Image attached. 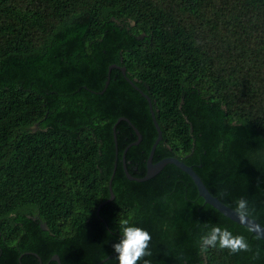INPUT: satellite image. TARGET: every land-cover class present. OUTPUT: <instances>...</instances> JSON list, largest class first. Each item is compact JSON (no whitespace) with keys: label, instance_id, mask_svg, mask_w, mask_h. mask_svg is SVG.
Listing matches in <instances>:
<instances>
[{"label":"trees","instance_id":"trees-1","mask_svg":"<svg viewBox=\"0 0 264 264\" xmlns=\"http://www.w3.org/2000/svg\"><path fill=\"white\" fill-rule=\"evenodd\" d=\"M126 77L161 130L152 161L181 159L264 226V0H0V264H97L123 218L150 233L151 264H264V240L174 164L126 177L133 126V177L157 136ZM112 172L114 197L98 207ZM212 226L244 235L260 258L202 252Z\"/></svg>","mask_w":264,"mask_h":264},{"label":"clouds","instance_id":"clouds-1","mask_svg":"<svg viewBox=\"0 0 264 264\" xmlns=\"http://www.w3.org/2000/svg\"><path fill=\"white\" fill-rule=\"evenodd\" d=\"M234 212L237 220L243 224H247L252 216V209L249 202L241 197L235 201ZM120 237L118 242L113 243L112 247L117 254L115 260L118 264H151L149 259L152 252L149 245L151 235L145 229L135 226L128 218L119 220ZM258 239L264 238L257 236ZM198 244L201 251L208 248L219 247L226 249L231 254L239 252H250L254 259L260 258L261 250L259 248L253 250L247 238L242 234H233L227 228L220 226H212L210 230L204 232L198 237Z\"/></svg>","mask_w":264,"mask_h":264},{"label":"water","instance_id":"water-1","mask_svg":"<svg viewBox=\"0 0 264 264\" xmlns=\"http://www.w3.org/2000/svg\"><path fill=\"white\" fill-rule=\"evenodd\" d=\"M113 65H110L109 68H111ZM120 70L122 72V74L125 76V68L124 67H120ZM126 80L137 90L139 91L147 100L148 103V107H149V111H150V115L152 118V122L153 125L156 129L157 132V136L150 148L148 157L146 159V169H145V174L141 177H133L131 176L127 169H126V165H125V152L127 150L128 147H130L131 145H136L139 143V141L141 140V135L139 133V131L133 126V129L135 131V134L137 136V139L133 142H131L130 144H128L126 146V148L124 149L123 153H122V166H123V170L124 173L126 175V177L130 180H136V181H146L152 177H154L156 174H158L165 165L167 164H174L176 167H178L180 170H182L183 172H185L192 180V182L194 183L198 195L204 200L205 203L209 204L210 206H212L214 209H216L219 213H221L222 215H224L225 217H227L228 219L234 221L235 223L244 226L246 228H248L253 234H255L256 236H261L264 237V226H262L260 223H258L254 218H250V220L247 222V224H243L241 222H239L237 220L236 214L233 210V208L229 207L228 205H226L225 203L221 202L217 197H215L214 195H212L210 193V191L206 188L205 184L203 183L202 179L200 178V176L194 171V169L192 168V166L185 164L181 159L177 158V157H173V156H167L164 158H161L160 160L153 162L152 158H153V154H154V150L156 145L158 144V142L162 139V135H161V130L159 125L156 122L155 116H154V111L152 108V103H151V99L149 96H147L146 94H144L135 84L132 80H130L129 78L126 77ZM108 83V80L106 81V84ZM124 118H118L117 122L122 120ZM35 126V128L37 127V125H33L32 126V130H35L33 127ZM113 130V136H114V142L116 143V138H115V134H114V130H115V125L112 127ZM117 154V149H116V145H115V155ZM112 176H113V172L112 175L110 176L109 180H108V190L110 193V196L107 198V200L102 201L99 203L98 207L102 206L103 204H105L107 201H110L113 199L114 195L111 189V181H112ZM41 227L43 229L46 228L45 224H41ZM262 240H264V238H261ZM113 255H116V253H112L109 256H107L106 258H104L103 260L99 261L97 264H100L101 262L105 261L106 259H108L109 257H112ZM53 260L55 261H59L58 256L55 255L52 257ZM39 264H41V262L39 261Z\"/></svg>","mask_w":264,"mask_h":264},{"label":"flooded vegetation","instance_id":"flooded-vegetation-1","mask_svg":"<svg viewBox=\"0 0 264 264\" xmlns=\"http://www.w3.org/2000/svg\"><path fill=\"white\" fill-rule=\"evenodd\" d=\"M34 125H35V124H34ZM36 125H37V124H36ZM37 128H38V125H37V127H36L35 129H37ZM116 161H117V157H116V155H115V163H114V165H116ZM55 255H56V254H53L52 257L55 256ZM57 256H58V255H57ZM52 257H51V260L54 261V262H57V261L53 260ZM58 259H59V256H58ZM57 264H61L60 259H59V261L57 262Z\"/></svg>","mask_w":264,"mask_h":264},{"label":"rangeland","instance_id":"rangeland-1","mask_svg":"<svg viewBox=\"0 0 264 264\" xmlns=\"http://www.w3.org/2000/svg\"><path fill=\"white\" fill-rule=\"evenodd\" d=\"M33 128L35 129V126Z\"/></svg>","mask_w":264,"mask_h":264}]
</instances>
